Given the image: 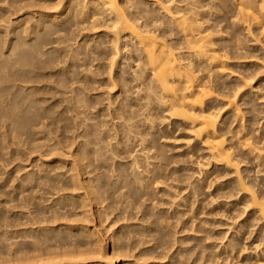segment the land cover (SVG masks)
<instances>
[{"label": "bare ground", "instance_id": "obj_1", "mask_svg": "<svg viewBox=\"0 0 264 264\" xmlns=\"http://www.w3.org/2000/svg\"><path fill=\"white\" fill-rule=\"evenodd\" d=\"M177 141L196 175L172 165ZM212 175L226 179L210 190ZM205 199H231L218 245L191 216L177 235ZM251 259L264 264V0H0V264Z\"/></svg>", "mask_w": 264, "mask_h": 264}, {"label": "rangeland", "instance_id": "obj_2", "mask_svg": "<svg viewBox=\"0 0 264 264\" xmlns=\"http://www.w3.org/2000/svg\"><path fill=\"white\" fill-rule=\"evenodd\" d=\"M241 37H242V34H241V31H239L238 32V38L241 39ZM233 68H235V67H233ZM180 137H182V134L176 135V138H180ZM183 152H184V146L182 145V143H180V141L174 142L172 145H170L169 149L167 151V153L169 155H173L176 158V159H174L176 162L175 163L173 162L172 165H176L178 167H184V168H186L187 173H189V174L192 173V174L196 175V173H193L195 170H192V167H191L193 165L190 163L188 157L187 156L185 157L183 155ZM6 156H7V154H6ZM14 163L15 164L20 163L21 165H25L26 167L24 169L26 171H27V169L28 170L30 169V166L28 165L27 159H24V157H23L22 163H21V161L20 162L19 161H13V163L11 162V164L6 165L4 167V169H6L5 171H4V169H2V171L4 172V174L6 176H7L6 171L8 172L12 168V165ZM24 169H23V171H20V172L24 173ZM20 172H19V174H21ZM184 172H186V171H184ZM4 174H1V175H3L1 177H6V176H4ZM19 174L17 173L15 176H18ZM184 174H186V173H184ZM225 179H226V177L219 178L218 180H216V178L213 177V175H212L211 180H213V182H212L210 190H213L215 188L217 181H222ZM185 182H186V180L184 179L180 183L179 182L170 183L172 185L170 190L179 192L180 196H183L186 193V190L182 187L185 184ZM14 183H16V182H14ZM156 199H158V207L160 209L161 208L168 209L169 211L173 209V207L175 206V204H177V202H179V198H174V199L168 198L166 194H163V195L159 194ZM225 201L227 202V204H223V202H221V200H220L219 201L220 206H218V203H214L213 205H209L208 200L205 199L201 213L196 214L194 212L195 214L193 215L192 213L187 212V213L182 214L181 217H179L180 220L177 222V230L179 231V233H177V235L178 236H185V235L191 233L189 229L192 225V222L187 220L189 218V216H191L190 218L193 219V225L194 224L197 226L200 225L203 229L208 230V233L210 235H209V238L205 240V243H207V244L215 243L216 245H218L220 242L224 241V239H222L221 236L223 234V231L225 233L227 231L226 229L228 228V226H227L226 222H230L229 217H231L234 214L232 209H231L232 208L231 199H227ZM12 204L9 205V207L11 206V208L9 209L10 211L11 210L13 211V209H14V213L15 212L18 213L22 210V209H20V207L12 208ZM42 204H44V202ZM14 206H15V204H14ZM181 208L183 209L184 207L180 206V209ZM12 211H11V213H13ZM186 221L188 222L186 225L187 227L183 228L182 226H184L183 224ZM174 224H175V222H174ZM230 232H231V230L229 228V231L227 234H230ZM249 241L250 240L248 239L246 246L249 245ZM219 253H220V251H219ZM219 253L216 252L215 254H219ZM243 255L244 254H242V257H243ZM234 264H237V263H234ZM238 264H256V262L254 259H251L250 261H247V262L241 260Z\"/></svg>", "mask_w": 264, "mask_h": 264}]
</instances>
